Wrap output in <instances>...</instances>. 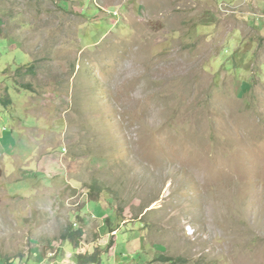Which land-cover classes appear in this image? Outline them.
Segmentation results:
<instances>
[{"label": "rangeland", "instance_id": "obj_1", "mask_svg": "<svg viewBox=\"0 0 264 264\" xmlns=\"http://www.w3.org/2000/svg\"><path fill=\"white\" fill-rule=\"evenodd\" d=\"M0 143V264H264V0H0Z\"/></svg>", "mask_w": 264, "mask_h": 264}, {"label": "crops", "instance_id": "obj_2", "mask_svg": "<svg viewBox=\"0 0 264 264\" xmlns=\"http://www.w3.org/2000/svg\"><path fill=\"white\" fill-rule=\"evenodd\" d=\"M30 142V143H29ZM28 146H32L33 148L31 150H33V152H38L40 154H35L34 156L39 160L38 163L35 164H31V167L34 170H32L31 173L35 172V179L38 180L40 177L42 176H46L47 179H39L38 181H42L41 183L38 182L39 184L42 185V189L40 188L41 191H43V188L46 189H53L55 188L56 185H62V188L64 189L69 188L68 191L72 194L71 198H75L78 194H79V183L76 180H70L67 181V176L68 174L71 175V166L66 167L65 165H63V158H64V154L65 152L63 151L64 148H60L59 150V156L56 159H53L54 157L49 155V151L53 150L52 148L50 150H47L46 152L42 151V146L38 145L39 143L36 142L34 143L29 137L26 143ZM3 144L0 143V147H2ZM63 151V152H62ZM45 154V158L43 160L40 161L41 156H43ZM26 157V155H25ZM53 157V158H52ZM18 165V164H17ZM71 172V173H70ZM53 175V176H52ZM54 179H52V178ZM51 182H55V185H52ZM68 184V186H67ZM45 185V186H44ZM52 185V186H51ZM44 186V187H43ZM57 188H61L60 186H58ZM60 194V193H59ZM59 198V197H58ZM56 198V194L52 195V199H54L55 201L58 199ZM79 214V213H78ZM77 214V215H78ZM78 226V225H76Z\"/></svg>", "mask_w": 264, "mask_h": 264}, {"label": "trees", "instance_id": "obj_3", "mask_svg": "<svg viewBox=\"0 0 264 264\" xmlns=\"http://www.w3.org/2000/svg\"><path fill=\"white\" fill-rule=\"evenodd\" d=\"M20 70V69H18ZM29 86V85H28ZM29 88V87H28ZM93 190V189H91ZM85 234V231L83 230V227L78 226L76 227L74 223H71L66 226L64 229V232L61 234L62 240H70L75 247H79V245L82 242V238ZM165 261L170 262L172 264H185V259L182 257H164ZM76 264H101V255L97 253H77L76 254Z\"/></svg>", "mask_w": 264, "mask_h": 264}, {"label": "clouds", "instance_id": "obj_4", "mask_svg": "<svg viewBox=\"0 0 264 264\" xmlns=\"http://www.w3.org/2000/svg\"><path fill=\"white\" fill-rule=\"evenodd\" d=\"M64 150H65V148H64Z\"/></svg>", "mask_w": 264, "mask_h": 264}, {"label": "water", "instance_id": "obj_5", "mask_svg": "<svg viewBox=\"0 0 264 264\" xmlns=\"http://www.w3.org/2000/svg\"><path fill=\"white\" fill-rule=\"evenodd\" d=\"M0 174H1V172H0Z\"/></svg>", "mask_w": 264, "mask_h": 264}]
</instances>
